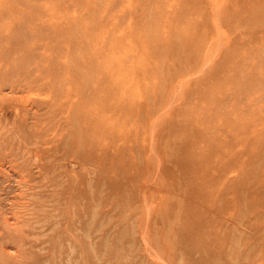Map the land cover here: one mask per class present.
<instances>
[{"label":"rangeland","instance_id":"rangeland-1","mask_svg":"<svg viewBox=\"0 0 264 264\" xmlns=\"http://www.w3.org/2000/svg\"><path fill=\"white\" fill-rule=\"evenodd\" d=\"M47 263L264 264V0H0V264Z\"/></svg>","mask_w":264,"mask_h":264},{"label":"bare ground","instance_id":"bare-ground-1","mask_svg":"<svg viewBox=\"0 0 264 264\" xmlns=\"http://www.w3.org/2000/svg\"><path fill=\"white\" fill-rule=\"evenodd\" d=\"M96 124H97V123H96ZM82 136H83V135H82ZM35 156H36V155H35ZM38 157L40 158V156H38ZM37 159H38V158H37ZM25 181H26V180H25ZM18 216H19V215H18ZM6 221H7V220H6ZM17 223H18V222H17ZM52 231H53V230H52ZM204 247H205V246H204ZM204 247H203V248H204ZM206 248H207V247H205V249H206ZM47 264H48V263H47Z\"/></svg>","mask_w":264,"mask_h":264}]
</instances>
